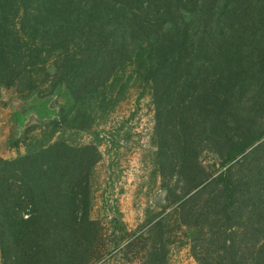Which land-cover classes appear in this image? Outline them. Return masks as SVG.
I'll return each mask as SVG.
<instances>
[{
	"label": "rangeland",
	"instance_id": "374dc122",
	"mask_svg": "<svg viewBox=\"0 0 264 264\" xmlns=\"http://www.w3.org/2000/svg\"><path fill=\"white\" fill-rule=\"evenodd\" d=\"M0 264H264V0H0Z\"/></svg>",
	"mask_w": 264,
	"mask_h": 264
}]
</instances>
